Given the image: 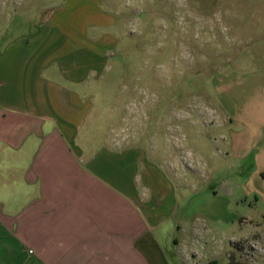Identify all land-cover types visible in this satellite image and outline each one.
Listing matches in <instances>:
<instances>
[{"label":"crops","instance_id":"0c3cea01","mask_svg":"<svg viewBox=\"0 0 264 264\" xmlns=\"http://www.w3.org/2000/svg\"><path fill=\"white\" fill-rule=\"evenodd\" d=\"M93 1L59 7L0 54V264H201L202 231L187 245L173 236L188 209L174 222L179 203L150 192L157 180L142 151L108 145L113 115L95 96L111 87L98 80L115 16L101 18ZM250 76L244 90L257 85L263 114L241 157L264 197V74Z\"/></svg>","mask_w":264,"mask_h":264},{"label":"rangeland","instance_id":"374dc122","mask_svg":"<svg viewBox=\"0 0 264 264\" xmlns=\"http://www.w3.org/2000/svg\"><path fill=\"white\" fill-rule=\"evenodd\" d=\"M65 4L67 12L73 0H0V54ZM93 4L101 18L115 16L106 32L116 42L98 80L111 87L95 96L113 115L103 128L112 130L108 145L142 151V169L157 180L150 192L179 203L174 222L188 209L173 236L187 245L202 231L201 264H264V197L248 181L251 158L241 157L247 127L263 114L251 101L257 85L244 89L253 72L264 74V0Z\"/></svg>","mask_w":264,"mask_h":264}]
</instances>
